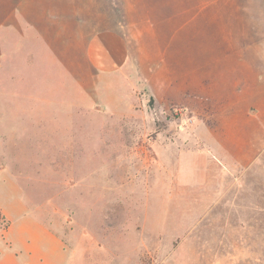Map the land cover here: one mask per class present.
Listing matches in <instances>:
<instances>
[{
    "label": "rangeland",
    "instance_id": "374dc122",
    "mask_svg": "<svg viewBox=\"0 0 264 264\" xmlns=\"http://www.w3.org/2000/svg\"><path fill=\"white\" fill-rule=\"evenodd\" d=\"M100 16L133 29L115 111L67 41ZM0 264H264V0H0Z\"/></svg>",
    "mask_w": 264,
    "mask_h": 264
},
{
    "label": "crops",
    "instance_id": "0c3cea01",
    "mask_svg": "<svg viewBox=\"0 0 264 264\" xmlns=\"http://www.w3.org/2000/svg\"><path fill=\"white\" fill-rule=\"evenodd\" d=\"M70 19V18H69ZM56 20V19H55ZM113 18L109 16L104 17L100 16L97 19L87 18L85 22L77 23V21H72L71 25L67 27H75L76 32L72 37L67 39L69 46H73V50L70 49L73 53H82L85 56V62L91 70L96 72V78L94 83V90L97 93L99 100L106 106L110 111H115L122 103H124V95L133 92L132 86L134 81L130 76V69L132 60H133V44L131 40L134 39V36L131 35L133 31L132 28H124L120 30L111 23ZM50 22H54V19H49ZM111 21V22H110ZM109 23L108 26H100V24ZM68 24V23H67ZM64 25H61L62 29ZM57 28V25H56ZM68 28V30L70 29ZM88 34H85V30H89ZM129 29V36L128 31ZM70 36V35H69ZM141 40V38H140ZM140 40L135 41V44L138 45ZM155 43L159 47L160 43L156 40ZM78 47V48H76ZM157 47V48H158ZM206 48V47H205ZM83 56V55H82ZM239 55L235 57L232 62H228L225 65V73L227 75H233L235 73V80L218 82L214 81L218 85L227 86L228 92L233 95L237 93V88L240 84L245 83V78L247 83L252 81L245 77L242 74V71L238 72L236 67L240 65L238 62ZM76 65V63H75ZM253 70L256 81V73ZM211 66L206 60H201L198 66L192 65L189 72L188 82L181 80L180 86H188V89L193 90L192 86H195L197 83L199 85H211L212 77L210 75ZM198 70V75L196 76V71ZM252 72V73H253ZM158 77V76H157ZM159 81H157L158 83ZM232 83V84H230ZM171 84L168 80H161L160 85ZM230 84V85H229ZM117 95L119 97H117ZM123 95V96H122ZM115 100L117 102H115ZM70 109L58 110V113L68 112ZM46 113V112H45ZM50 112L42 116L49 117Z\"/></svg>",
    "mask_w": 264,
    "mask_h": 264
}]
</instances>
